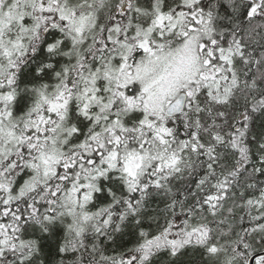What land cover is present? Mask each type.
Here are the masks:
<instances>
[{
  "label": "snow or ice",
  "instance_id": "6c2138e0",
  "mask_svg": "<svg viewBox=\"0 0 264 264\" xmlns=\"http://www.w3.org/2000/svg\"><path fill=\"white\" fill-rule=\"evenodd\" d=\"M0 264H264V0H0Z\"/></svg>",
  "mask_w": 264,
  "mask_h": 264
}]
</instances>
